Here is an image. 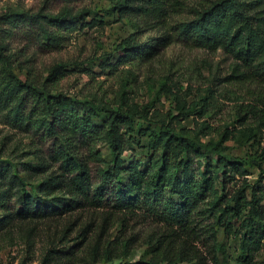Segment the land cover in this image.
I'll list each match as a JSON object with an SVG mask.
<instances>
[{
    "label": "trees",
    "instance_id": "obj_1",
    "mask_svg": "<svg viewBox=\"0 0 264 264\" xmlns=\"http://www.w3.org/2000/svg\"><path fill=\"white\" fill-rule=\"evenodd\" d=\"M112 1L121 18L131 20L138 15L147 22L160 23L184 6L183 0ZM102 22L103 18H94L84 25ZM0 23L8 26L0 28L8 33L24 25L37 28L44 38V48L61 47L63 31L79 28L77 14L68 7L56 15L44 11L7 12L0 16ZM140 23L135 22L136 28L141 27ZM176 31L181 39L200 47L222 49L234 58L225 79L241 94L232 127L229 122L215 125L207 119H196L195 128L182 125L181 118L186 115H206L211 105L208 97L201 99L197 108L185 110L184 105L177 114H161L154 122L150 120L152 154L144 165L124 156L134 139L135 118L140 115L136 104L131 108L112 107L52 92L50 83L65 74L60 64L42 83L21 79L14 73L5 76L0 96L11 102L12 119L40 131L48 143V158L20 164L0 159V177H8L18 185L15 204L19 209L17 214L9 210V191L0 189V207L7 209L0 215V228L11 225L18 216L45 219L90 208L100 210L103 223L110 225L105 235L102 229L94 240L92 263L209 264L197 242L211 238L212 262L220 264L216 225L231 235L241 221L246 254L239 259L244 264H255L252 258L264 238V0L201 3L192 18L179 22ZM167 37L143 41L137 33L131 34L115 45L120 62L135 63L150 57L158 46L171 43ZM3 49L0 44V57L9 62ZM208 90L214 92L213 88ZM239 133L258 145L249 157L226 152V142ZM100 142L108 145L109 160L98 147ZM249 166L259 169L254 183L245 177ZM239 178H243L240 184L229 186L231 180ZM132 221L155 226L137 245L139 235L128 233ZM91 225L81 229L82 239ZM116 225L119 232L112 238L110 229ZM141 246H147L146 254L127 261ZM62 255L55 247L43 261L60 263Z\"/></svg>",
    "mask_w": 264,
    "mask_h": 264
},
{
    "label": "rangeland",
    "instance_id": "obj_2",
    "mask_svg": "<svg viewBox=\"0 0 264 264\" xmlns=\"http://www.w3.org/2000/svg\"><path fill=\"white\" fill-rule=\"evenodd\" d=\"M183 1L182 8L173 11L160 23L153 20L147 22L138 15L131 20L121 18L112 0H0V16L12 11L30 14L44 11L56 15L68 7L79 19V28L63 31L61 47L55 48L41 46L44 38L35 27L24 25L14 29L13 33L0 30V44L9 58L8 62L0 57V88L1 80L12 73L21 79L42 83L60 64L65 74L57 82L50 83L52 92H63L82 102L105 103L112 107L124 105L131 108L136 104L140 115L135 118L134 139L124 156L128 160L136 158L144 165L152 154L148 137L153 126L150 120L154 122L161 114L169 111L177 114L184 109V105L185 110L197 108L201 99L208 97L211 105L206 115L202 118L197 114L186 115L181 118L182 125L195 128L196 119H207L215 125L229 122L232 127L235 104L241 94L234 91L225 79L234 58L222 49L200 47L176 35L179 22L192 18L196 7L211 0ZM94 18H103V22L84 25ZM136 21L141 22V27L136 28ZM2 27L8 28L0 23ZM133 33H137L143 41L168 36L171 43L158 46L148 58L135 63H121L120 52L115 45ZM209 88H213L214 92L210 93ZM10 107L11 102L0 96V159L3 163L11 161L14 164L47 160V141L36 127L14 121ZM101 116L105 117V113H101ZM252 142L239 133L236 138L226 142L229 146L226 152L249 157L258 148ZM98 147L109 160L108 145L100 142ZM248 172L245 177L249 182L258 180V167L249 166ZM242 180H231L229 186L235 188ZM17 187L8 177H0V189L9 191L8 207L14 214L19 212L15 204ZM248 195L251 196L250 188ZM261 208L264 209V198ZM6 211L0 207V215ZM89 223L92 225L88 226L87 237L82 239L80 231ZM108 228L110 225L103 223L101 211L90 208L45 219L18 216L11 225L0 228V264H101L92 263L91 249L97 235L102 229L105 235ZM119 228V225L111 227L112 238L118 234ZM153 228L155 226L152 224L132 221L128 233L139 235L137 245ZM216 229L220 264H244L239 259L246 254L242 248L244 230L241 221L236 223V231L231 235L220 225H216ZM211 242V238H201L197 244L204 251L209 264H214ZM55 247L63 254L60 263L44 262V257ZM146 248H135L126 260L139 259L146 254ZM252 259L255 264H264V238Z\"/></svg>",
    "mask_w": 264,
    "mask_h": 264
}]
</instances>
